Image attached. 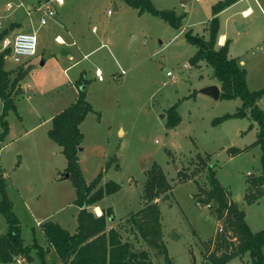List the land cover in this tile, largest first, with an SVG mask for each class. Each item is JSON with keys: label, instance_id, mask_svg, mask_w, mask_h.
I'll use <instances>...</instances> for the list:
<instances>
[{"label": "rangeland", "instance_id": "1", "mask_svg": "<svg viewBox=\"0 0 264 264\" xmlns=\"http://www.w3.org/2000/svg\"><path fill=\"white\" fill-rule=\"evenodd\" d=\"M47 1H53L55 16L41 25L43 11L38 7ZM63 1L64 6L54 0H25L23 5L20 0H0V33H26L31 26L41 28L36 56L21 65L13 63L10 52L6 58L12 78L33 64L23 80L24 91L16 98L17 110L7 117L11 132L0 155L6 169L7 193L12 196L9 198L21 223L24 244L47 247V239L37 223L40 221L58 223L71 233L77 230L81 208L74 203L76 191L67 177V160L62 148L49 137L52 120L42 122L68 106L59 103L65 89L72 90V85L85 88L83 83L87 85V99L95 107L83 127L79 153L83 176L89 184L102 174L101 188L110 181L121 185L118 193L99 202L103 208L113 209L108 229L120 230L124 240L130 241L136 250H147L156 264H165L164 257L138 239L127 222L132 213L142 209L147 171L157 164L173 186L171 194L158 200L164 241L173 264H211L204 258L205 244H211L210 254L216 232H224L223 228L218 229L212 208L195 198L199 187H209L208 173L202 171L197 158L200 154L210 157L209 164L214 166L217 178L231 192L233 200L240 196L237 202L244 208L252 230H263L264 196L253 204H247L246 198L251 192L264 191L250 185L262 172V149L254 145L259 127L248 117L214 123L235 114L242 101L215 99L204 93L207 87L220 83L205 62L199 66L191 64L197 48L186 40L189 31L208 38L214 6L225 0H152L160 10H175L181 19L178 28L148 12L140 13L124 0ZM234 4L219 15L220 36L225 35L230 41V56L247 70L249 90H262L264 0H237ZM248 8L251 11L246 14ZM63 16L77 32L76 42L89 40L95 47L104 42L109 47L83 59L68 77L63 74L60 60L49 56L59 57L64 50L56 43L58 34L69 40L53 23ZM13 22L20 23L14 31ZM7 49L0 44V53ZM98 68L105 79L102 83L95 76ZM258 104L264 111V96ZM172 106H177L180 117L175 128L168 127ZM3 108L0 98V133ZM231 149L242 152L233 155ZM180 171L195 172V176L181 183ZM26 189L30 209L19 197V190ZM1 221L6 223L2 214ZM32 256L33 260H23L24 264H41L36 250ZM46 261L61 264L55 251L47 253ZM249 262L246 255L228 264Z\"/></svg>", "mask_w": 264, "mask_h": 264}, {"label": "trees", "instance_id": "2", "mask_svg": "<svg viewBox=\"0 0 264 264\" xmlns=\"http://www.w3.org/2000/svg\"><path fill=\"white\" fill-rule=\"evenodd\" d=\"M237 0H225L214 6V16L207 27L208 38L193 35L191 31L186 33V40L197 48V52L191 58V64L199 66L205 62L212 67L214 77L221 85V99H240L241 108L233 115H225L214 121L215 124L229 118H250L259 127L257 141L262 149L261 175L250 181L251 186L264 188V111L258 102L264 96V89L250 91L248 88L247 70L242 67L236 58L229 56L230 41L219 46L221 20L220 13L232 6ZM124 2L138 10L140 13L148 12L170 24L180 27L181 19L175 10H160L155 7L152 0H124ZM9 31L0 33V44L9 36ZM11 49L0 53V98L4 108L1 115L2 132L0 133V154L5 146L10 132L7 117L11 111L17 110L16 98L22 91L21 82L28 74V70L21 69L12 78L13 71L6 68V58ZM83 83L81 86H85ZM80 88V87H79ZM95 112L91 103L87 100L85 88L79 89L77 99L63 111L54 116L49 137L61 148L67 160L66 172L72 180L76 191L74 203L81 208L78 213V226L74 233L63 228L55 222H46L41 225L47 239L48 247L43 248L39 244L25 245L22 238L21 223L14 211L13 202L7 193V181L0 163V214L8 224L6 234L0 236V261L13 263L22 257L24 261L33 260L32 251L36 250L41 264H48L47 253L54 250L61 264H156L147 250H136L130 241H125L120 230L108 229V219L114 217L112 208L104 209L98 216L89 209L97 205L106 196H111L121 190V185L110 181L104 188L100 187L102 174L87 184L83 176L79 153L82 148L84 134L81 124L87 116ZM180 122L177 106L169 109V128H175ZM254 125H251L252 128ZM242 150L231 149L233 155ZM201 163L202 171L208 173V188L199 187V194L195 196L197 202L212 208L213 215L218 221V229L223 228L224 235L216 232L212 240L214 250L209 254L211 244H205L207 252L204 258L211 264H228L234 259L244 258L248 255V264H264V229L254 232L246 220V212L240 204L233 200L232 194L217 178L216 170L209 164L210 157L197 155ZM181 183L191 181L195 172L187 174L178 173ZM173 191L163 169L154 164L147 171V179L144 186L142 199L144 205L136 213H132L127 219L132 226V232L138 239H142L164 257L165 264H173L167 245L164 241V229L162 215L158 200L167 197ZM264 196V191L251 192L246 196L247 204H253Z\"/></svg>", "mask_w": 264, "mask_h": 264}, {"label": "crops", "instance_id": "3", "mask_svg": "<svg viewBox=\"0 0 264 264\" xmlns=\"http://www.w3.org/2000/svg\"><path fill=\"white\" fill-rule=\"evenodd\" d=\"M59 6H62L63 4H64V1H63V3L62 4H59V3H57ZM235 5V4H234ZM64 6V5H63ZM232 7V6H231ZM251 11V9L250 8H248L246 11H244L245 13H247V14H249V12ZM61 19V21H53V23L55 24V25H58L63 31H64V33L66 34L65 36L67 37V38H69V42L68 41H65V39L60 35V34H58L57 36H56V43L58 44V45H60V46H62V47H64L63 49L64 50H62V52H61V56H59V57H57L56 55H53V54H50L49 56H52V57H54L55 56V58H56V60L57 61H59L60 62V65H63V74L66 76V77H68V74H69V72L70 71H72V70H74L75 68H77V66L79 65V63L83 60V59H85V58H87V57H89L90 55H92L96 50H99V49H101V48H109L108 47V44H105L104 42H103V44H101L100 46H98V47H95L94 46V44H93V42H91V41H86V42H76V38H78L79 36H78V34H77V32H76V30H75V28L74 27H71V25H69L66 21H65V17L63 16V17H61L60 18ZM12 26V31H14L15 30V27H18L19 25H20V23H18V22H13L12 24H11ZM29 31H27L26 33H35L36 35H37V38H38V32L41 30V28H40V26L38 27V28H35L34 26H31V27H29V29H28ZM11 33V32H10ZM19 32H14V34H9V36L11 37V38H9V37H7V38H9V39H11V40H13L14 39V37L18 34ZM105 37H107L106 35H104V38ZM58 38H61L59 41H58ZM224 38V39H223ZM71 40H73V41H71ZM108 40V39H107ZM226 40H227V38H226V36L225 35H222V36H220V38H219V42H218V44H219V46H223L224 44H225V42H226ZM71 41V42H70ZM77 47L76 49H74L73 51H71L69 48H72V47ZM38 53V52H37ZM229 56H230V48H229ZM77 57H78V59H77ZM231 57V56H230ZM44 58H45V55H44ZM201 64V63H200ZM30 65H31V67L33 66V64L32 63H30ZM98 70H100L99 68L96 70V73H95V76H96V79L99 81V82H104L105 81V79H103L102 81H100L98 78H97V71ZM101 71V70H100ZM21 84H22V91H24V88H25V86H23V81L21 82ZM86 86L87 85H85V88H86ZM219 89H220V91H221V85L219 84V85H216ZM73 90V91H72ZM72 90H70V88H68V89H65L64 91H63V93H62V96L60 97V99H59V103H61V102H65V105H70L71 103H73L76 99H77V96H78V94H79V88L78 87H76V86H73L72 85ZM59 94H61V93H59ZM89 102H90V100L89 99H87ZM67 103V104H66ZM91 103V102H90ZM93 106V105H92ZM63 107V106H62ZM93 108H94V110H95V107L93 106ZM63 111V110H62ZM54 116H56V113L55 114H51V116H49V118L48 119H46V120H44L42 123H44V122H46V121H50V120H53V118H54ZM88 117V116H87ZM87 120V118L84 120V122L81 124V126H80V128H81V131L83 132V127H84V124H85V121ZM101 121V120H100ZM41 123V124H42ZM40 124V125H41ZM39 126V125H38ZM11 132V131H10ZM10 132H9V135H10ZM124 133V131L122 130V134ZM26 134V133H25ZM84 134V133H83ZM8 135V136H9ZM8 138V137H7ZM8 145H10V144H8ZM5 147V146H4ZM6 147H7V145H6ZM1 155V154H0ZM1 163V162H0ZM1 166H2V164H1ZM2 168H3V172H4V176H5V178H6V169H5V167L4 166H2ZM8 192H9V189H8ZM9 196H10V193H9ZM10 197H12V196H10ZM19 197H20V199L21 200H23V204L28 208V209H30L29 208V206H28V200H29V198L27 197V189L24 191V190H19ZM13 199V198H12ZM89 209H93L94 210V213H96V215H101L102 213H103V210L104 209H106V208H103L102 206H101V204L100 203H98L97 205H95V206H92V207H90ZM100 210V211H99ZM34 213H32V215H33ZM34 219H37L36 217H34ZM246 220H247V223L249 224V221H248V219H247V214H246ZM40 226L42 225V223H41V221L40 222H37ZM249 226H250V224H249ZM250 228H251V226H250ZM252 229V228H251ZM7 231H8V224H7V222L6 223H3L2 224V221H1V223H0V236H2V235H4V234H6L7 233ZM253 231V230H252ZM256 231V230H255ZM257 231H259V230H257ZM29 245H31V244H29ZM47 245V247H48V243L46 244ZM46 247V248H47ZM51 251H54V250H51ZM0 264H24V262H23V258L22 257H19V258H17L16 259V261L15 262H13V263H2L1 261H0Z\"/></svg>", "mask_w": 264, "mask_h": 264}, {"label": "built area", "instance_id": "4", "mask_svg": "<svg viewBox=\"0 0 264 264\" xmlns=\"http://www.w3.org/2000/svg\"><path fill=\"white\" fill-rule=\"evenodd\" d=\"M23 1L20 0L21 5ZM55 2L62 4L63 0H54ZM53 1H47L38 7V10L43 11V16L41 18V25H46L49 20L55 16V10L52 7ZM30 13L32 8H27ZM61 38H58V41ZM4 48H11V60L16 65H21L25 61L30 60V58L36 56L38 48V38L35 33H18L13 40L6 38L2 42ZM123 74V73H122ZM170 75V73H169ZM97 78L102 81L104 79L103 74L100 70L97 71ZM100 216V215H98ZM223 230V229H221Z\"/></svg>", "mask_w": 264, "mask_h": 264}, {"label": "water", "instance_id": "5", "mask_svg": "<svg viewBox=\"0 0 264 264\" xmlns=\"http://www.w3.org/2000/svg\"><path fill=\"white\" fill-rule=\"evenodd\" d=\"M240 30L242 29L241 27H238ZM204 93L214 97L215 99H219L221 95V91L217 86H211L207 87L204 89ZM69 177V175H67ZM240 199V196H238L237 201ZM112 219V218H111Z\"/></svg>", "mask_w": 264, "mask_h": 264}, {"label": "bare ground", "instance_id": "6", "mask_svg": "<svg viewBox=\"0 0 264 264\" xmlns=\"http://www.w3.org/2000/svg\"><path fill=\"white\" fill-rule=\"evenodd\" d=\"M247 13H248V12H247ZM247 13H246V14H247ZM223 39H224V38H223ZM99 211H100V210H99Z\"/></svg>", "mask_w": 264, "mask_h": 264}]
</instances>
